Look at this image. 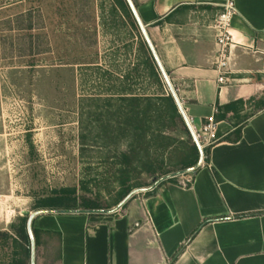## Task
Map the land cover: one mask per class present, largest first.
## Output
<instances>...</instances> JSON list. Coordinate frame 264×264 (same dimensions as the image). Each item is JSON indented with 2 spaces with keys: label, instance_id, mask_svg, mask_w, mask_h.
Returning a JSON list of instances; mask_svg holds the SVG:
<instances>
[{
  "label": "crops",
  "instance_id": "0c3cea01",
  "mask_svg": "<svg viewBox=\"0 0 264 264\" xmlns=\"http://www.w3.org/2000/svg\"><path fill=\"white\" fill-rule=\"evenodd\" d=\"M225 1L131 0L188 114L216 116L206 165L116 212L35 214L34 264H264V0H234L235 73L219 85L212 19Z\"/></svg>",
  "mask_w": 264,
  "mask_h": 264
},
{
  "label": "rangeland",
  "instance_id": "374dc122",
  "mask_svg": "<svg viewBox=\"0 0 264 264\" xmlns=\"http://www.w3.org/2000/svg\"><path fill=\"white\" fill-rule=\"evenodd\" d=\"M123 15L118 0H0V229L9 235L11 225L29 219L52 189L72 187L79 199L96 201L105 210L162 177L136 167L126 181L122 167L113 165L115 157L108 158L115 149L110 152L92 137L82 144L80 136L85 125L99 123L95 119L112 120L105 99L114 92L106 79L129 73L137 61V33L123 26ZM30 21L33 30L18 29ZM140 87L134 84L128 92L141 93ZM175 136L171 148L161 152L168 174L184 170L177 164L195 144L191 135L187 142L181 126ZM131 184L142 186L121 200ZM36 249L34 241L35 256ZM31 252L30 240L15 243L0 235V264L16 259L31 264Z\"/></svg>",
  "mask_w": 264,
  "mask_h": 264
},
{
  "label": "trees",
  "instance_id": "16d2710c",
  "mask_svg": "<svg viewBox=\"0 0 264 264\" xmlns=\"http://www.w3.org/2000/svg\"><path fill=\"white\" fill-rule=\"evenodd\" d=\"M118 3L124 10L123 26L127 27L129 25L137 33V61L132 63L130 72L122 77H116V80H114L115 78L113 79V75L107 77L109 90L114 93L110 95V99H105L107 101L105 106L108 108L106 113L112 120L106 124H100L101 120L98 118L95 120L99 121V123H96L95 126L92 127L91 124L85 125L80 135L82 144H86L89 138L92 137V140L94 138L102 141L110 152L115 149L117 152H114V155L110 153L108 158L115 157L114 160L111 159L113 160V165L122 167L120 172L126 173L124 177L126 181L131 180L129 172L138 167H142V170L152 177L156 175L163 176L172 171H163L165 162L163 157H161L163 155L161 152L165 153L174 144L176 140L175 131L179 126L183 127L184 131L187 132L189 136L187 142L189 143H191V133L172 93L166 90L159 65L148 42L141 33L128 1L118 0ZM22 16L24 17L21 14L18 16L19 19L16 18L21 24L25 21ZM18 20L13 22L16 23ZM33 26L32 21H30L26 27L18 29L33 30ZM105 75H110V73L106 72ZM134 79L136 80L135 83ZM137 83H141L142 92H128L132 91V86ZM235 132L237 135L235 140H238L241 135V126L237 127ZM108 141L109 144L107 143ZM120 144L124 146L121 152L118 151ZM208 151L209 149H207ZM198 161V147L193 144L189 146L188 153L178 162L177 166L185 170L194 167ZM156 179L158 178L156 177ZM168 180L173 181L174 179ZM131 185L127 187V192L122 196L121 200L133 188L142 186L141 184ZM35 209L37 211L56 210L67 213L103 210L96 201L79 199L75 189L72 187L52 189ZM11 228H13V234L9 235L7 232L2 231L0 235L11 237L15 243L17 240H22L29 244L30 236L27 216H23L20 219V223L11 225ZM36 234L37 231L33 229L35 241L37 238ZM29 255L30 249L27 247L24 249V256L29 257ZM14 264H27V262L23 261V259H16Z\"/></svg>",
  "mask_w": 264,
  "mask_h": 264
},
{
  "label": "built area",
  "instance_id": "2783aa9c",
  "mask_svg": "<svg viewBox=\"0 0 264 264\" xmlns=\"http://www.w3.org/2000/svg\"><path fill=\"white\" fill-rule=\"evenodd\" d=\"M235 14L236 5L234 0H226L222 4V10L212 19V26L217 33L214 69L217 72V82L219 85L228 84L232 80V76L235 73V70L232 68L234 49L238 44L234 37L232 27V20ZM172 88L178 97L179 105L177 106L179 111L183 114L182 116L190 130L192 139L198 147L199 161L197 167L168 179L178 178V185L188 187L193 182L194 172L199 167L206 165L208 160L207 149H209L213 144L219 142L221 137L218 132V122L216 120V116H211L206 121L198 124L195 119L188 114L184 101L179 98L178 88L174 85H172ZM217 112L218 110L215 109V113ZM118 210L119 209L116 211Z\"/></svg>",
  "mask_w": 264,
  "mask_h": 264
},
{
  "label": "water",
  "instance_id": "95a60500",
  "mask_svg": "<svg viewBox=\"0 0 264 264\" xmlns=\"http://www.w3.org/2000/svg\"><path fill=\"white\" fill-rule=\"evenodd\" d=\"M127 1H128L129 5H130V7H131V9H132V11H133V13H134L136 19H137V22H138V24H139V27H140V29H141V31H142V33H143V35H144L146 41L148 42V44H149V46H150V48H151V50H152V52H153V55H154V57H155V59H156L158 65H159V68L161 69V71H162V73H163V76H164V78H165V81H166V83L168 84L169 89H170V91H171V93H172V95H173V97H174V99H175L177 105H179L178 97H177V95L175 94V92H174V90H173V88H172V84H171V82H170L168 76L166 75V73H165V71H164V69H163V66H162V64H161V62H160V60H159V58H158V55H157V53H156V51H155V49H154V47H153V45H152V43H151V41H150V39H149V36H148V34H147V31H146L145 27L143 26V24L141 23V21L139 20L137 14H136V12H135L134 6H133V4H132V2H131V0H127ZM180 113H181V111H180ZM181 114H182V113H181ZM182 115H183V114H182ZM197 165H198V163H197L194 167H192V168L185 169V170H182V171H178V172H175V173H172V174H168V175L162 176V177L159 178L158 181H156L151 187L146 188V189H142V188H141V189H137V190H135L133 193H136V192H138V191H145V190L152 189V188L156 187L160 182H162V181H164V180H166V179H168V178H171V177H173V176H175V175H177V174H180V173H182V172H185V171L191 170V169L197 167ZM133 193H132L129 197H127L123 202H121V203L118 205V207H117L116 209H114V211H116L117 209H120V208L123 206V204H124V203H125V202H126V201H127L132 195H133ZM43 212H60V211H56V210H41V211H36V212H34V213H31V214L29 215V220H28V230H29V233H30L31 243H32V252H31V253H32V264H34V238H33L32 234H31V228H30L31 218H32L35 214L43 213ZM85 212H102V210H94V211H93V210H90V211H85Z\"/></svg>",
  "mask_w": 264,
  "mask_h": 264
}]
</instances>
